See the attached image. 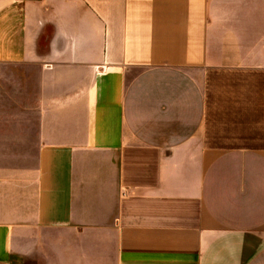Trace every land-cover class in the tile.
<instances>
[{"label": "crops", "instance_id": "crops-1", "mask_svg": "<svg viewBox=\"0 0 264 264\" xmlns=\"http://www.w3.org/2000/svg\"><path fill=\"white\" fill-rule=\"evenodd\" d=\"M0 0V264H264V0Z\"/></svg>", "mask_w": 264, "mask_h": 264}, {"label": "rangeland", "instance_id": "rangeland-1", "mask_svg": "<svg viewBox=\"0 0 264 264\" xmlns=\"http://www.w3.org/2000/svg\"><path fill=\"white\" fill-rule=\"evenodd\" d=\"M263 0H254V3H256V4H259L260 2H262ZM244 0H242V3L241 4H244Z\"/></svg>", "mask_w": 264, "mask_h": 264}]
</instances>
